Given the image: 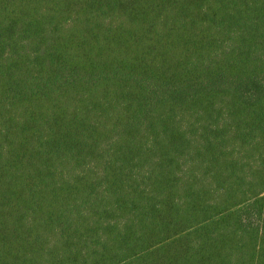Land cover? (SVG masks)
<instances>
[{
  "label": "trees",
  "instance_id": "obj_1",
  "mask_svg": "<svg viewBox=\"0 0 264 264\" xmlns=\"http://www.w3.org/2000/svg\"><path fill=\"white\" fill-rule=\"evenodd\" d=\"M0 264H264V0H0Z\"/></svg>",
  "mask_w": 264,
  "mask_h": 264
}]
</instances>
